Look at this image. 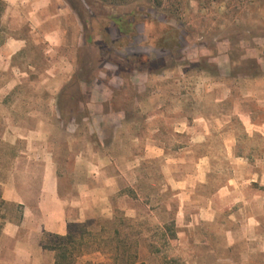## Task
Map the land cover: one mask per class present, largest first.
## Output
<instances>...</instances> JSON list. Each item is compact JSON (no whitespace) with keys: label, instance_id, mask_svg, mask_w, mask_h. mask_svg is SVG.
<instances>
[{"label":"rangeland","instance_id":"374dc122","mask_svg":"<svg viewBox=\"0 0 264 264\" xmlns=\"http://www.w3.org/2000/svg\"><path fill=\"white\" fill-rule=\"evenodd\" d=\"M13 1L1 40L28 19L56 38L49 49L35 48L37 65H0V196L26 152L18 129L36 125L28 114L53 110L41 121L55 137L69 228L109 220L113 233L129 219L143 256L167 239L166 253L184 264H264V230L240 229L252 210L264 215V190L248 194L264 189V101L252 96H264V2L228 1L231 13L222 17L193 1L182 27L153 0H6ZM113 17L136 21V36L119 34ZM236 25L257 36L227 40ZM223 81L235 83L225 102L217 99ZM240 106L250 119L238 115ZM230 179L243 196H217ZM13 205L0 200L5 224L20 219ZM48 255L44 264H52ZM107 259L86 255L78 264Z\"/></svg>","mask_w":264,"mask_h":264},{"label":"crops","instance_id":"0c3cea01","mask_svg":"<svg viewBox=\"0 0 264 264\" xmlns=\"http://www.w3.org/2000/svg\"><path fill=\"white\" fill-rule=\"evenodd\" d=\"M6 3V10L2 16V20L7 18L13 12V6L18 5L17 1L13 3ZM4 22L2 21V24ZM28 29L21 32L20 29H15L21 26ZM15 23L13 25L16 34H10L0 45V65H37L34 62V50L39 45L46 49L51 48L56 38L55 33L44 32L39 33L32 20L22 22V24ZM54 41V42H53ZM64 44V43H62ZM49 52V51H48ZM247 79L239 81L241 86L247 82ZM256 82V79L251 82ZM21 82V81H19ZM56 79H50L48 90L50 101H55L53 91L56 90ZM15 83L9 87L12 91L17 85ZM21 84V83H19ZM233 82L223 81L219 86L224 87L225 95L218 96V100L225 102L233 97L232 88ZM34 86V83H32ZM11 86V85H10ZM242 97L251 96L246 95L241 91ZM257 95V96H256ZM258 98V102L264 101V96L259 97L258 93L252 95ZM245 100H241V102ZM245 120L252 117V112L241 108L238 115ZM55 116V112L47 111L40 113V111L28 114L29 117L37 119L34 127L19 128L17 133L23 136L18 137L25 140L24 151L22 156L18 159L16 173L10 181L4 185L2 191V199L8 203L16 204L22 208V214L17 222H8L5 224L0 235V264H44L46 258H49L48 251L42 246V239L44 235H66L69 232V220L67 214V203L61 192L60 177L56 165V160L53 155L54 146L52 140L55 138L50 132H45V127H42L41 117ZM72 132V131H71ZM27 135V136H25ZM70 137V136H69ZM59 140H68L63 132L59 136ZM64 142V141H62ZM225 148L228 143H225ZM233 179V178H232ZM229 180L227 188L221 189L217 196H225L228 198H237L243 196L239 193L233 180ZM255 182V180H252ZM253 192L248 194H255L259 196L264 190L262 188L251 187ZM255 210V211H254ZM252 210L250 216L242 224L240 229L244 231L264 230V215L262 212ZM263 215V216H262ZM233 244V242L231 243ZM55 260L53 258L52 264Z\"/></svg>","mask_w":264,"mask_h":264},{"label":"trees","instance_id":"16d2710c","mask_svg":"<svg viewBox=\"0 0 264 264\" xmlns=\"http://www.w3.org/2000/svg\"><path fill=\"white\" fill-rule=\"evenodd\" d=\"M85 1L89 5L93 2L92 0ZM107 1L103 0V2ZM109 1L112 5H124L130 1L137 0ZM193 1L199 4L200 11H207L209 8L215 6L216 13L222 14V17H226L231 13V7L230 3H227L228 1H236L242 7L246 6V4L255 5L264 2V0H153L155 7L161 10L166 18L177 20L182 27H185L183 19L186 8L190 7ZM5 10L6 3L0 0V31L2 29V16ZM240 12L238 10L237 13ZM112 21L122 36L129 38L136 36V21H128L124 17H113ZM250 35L257 36V33L254 30H247L241 25H236L228 33L226 38L231 42L238 43L241 40L240 38L245 39L250 37ZM2 42L3 40L0 39V45ZM0 200L2 205H13L3 200L1 196ZM121 220L125 223L124 229H115L113 233L110 232L111 230L108 227V224L111 222L109 220L101 224L93 223L91 225L79 226L78 231L73 230V227L70 226L69 232L66 235H45L42 239V246L45 250L54 253V264H78L80 258L92 254H102L108 259L105 262L87 261L86 264H184L179 258L166 253V247L169 246L170 242L167 239L160 247L157 245L149 246V255L143 256L140 251L139 238L137 237V240L134 239L135 235L131 220ZM7 221L8 219L5 216L0 217V235ZM165 231L164 236L166 238L169 236V240L176 238V233L173 232L171 226L167 225Z\"/></svg>","mask_w":264,"mask_h":264}]
</instances>
